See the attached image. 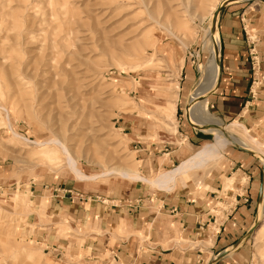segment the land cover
<instances>
[{
  "label": "rangeland",
  "instance_id": "374dc122",
  "mask_svg": "<svg viewBox=\"0 0 264 264\" xmlns=\"http://www.w3.org/2000/svg\"><path fill=\"white\" fill-rule=\"evenodd\" d=\"M263 2L251 0L247 14L259 22L246 18L260 65L251 87V105L256 107L231 119L214 113L208 100L218 92L220 78L209 94L194 101H205L209 117L220 121L223 128L218 129L225 135L255 150L227 144L218 158L167 187L202 190L208 185L215 191L220 186L218 194L226 204L215 202L218 216V210L228 211L235 194L248 195L244 198L250 217L233 227L225 250L208 252L200 264H222L241 249L240 264H264V161L259 156H264V40H259L264 34ZM225 4L0 0V264H124L109 252L90 257L63 221L46 218L45 202L38 207L29 190L33 184L53 181L74 191H117L135 180L117 174L80 180L59 147L48 144L42 155L40 147L26 139L39 143L56 137L64 142L74 168L88 178L118 169L153 180L178 166L216 135L187 123L184 113L205 79L209 55L202 48L204 32L214 24L218 34ZM170 101L175 112L167 108L163 113ZM233 122L238 127H231ZM205 126L217 129L209 122ZM190 132L195 139H189ZM146 159L162 160L166 166L155 170L151 165L145 175ZM50 224L54 235L72 242L71 250L57 253L48 248Z\"/></svg>",
  "mask_w": 264,
  "mask_h": 264
},
{
  "label": "crops",
  "instance_id": "0c3cea01",
  "mask_svg": "<svg viewBox=\"0 0 264 264\" xmlns=\"http://www.w3.org/2000/svg\"><path fill=\"white\" fill-rule=\"evenodd\" d=\"M225 1L231 2L218 18L220 83L208 105L214 113L231 119L255 106L251 105V87L255 69L260 65L253 56L256 44L246 31V18L249 23L258 19L247 17L251 0ZM259 40H264L263 33ZM216 75L217 70L200 97L212 88ZM202 105L208 114L205 101L199 106ZM191 111L190 107L189 119L195 124ZM212 120L221 126L220 121ZM184 132L187 134L186 130ZM188 137L195 139V133L190 132ZM145 161L148 163L145 175L151 171V165L155 170L166 166L162 160L159 163L151 159ZM146 183L135 180L117 191L88 188L75 192L74 188L52 181L33 184L29 191L38 207L45 202L46 218L59 219L75 232V239L82 241V250L90 257L109 252L114 260H122L124 264H200L205 254L210 255L208 252L225 250V243L233 237L230 231L252 212L246 204L248 195L244 198L235 194L234 201H229L228 211L218 210L221 216L214 214L217 200L226 204L218 194L220 186L215 191H209L208 185L202 190L172 186L162 190L148 188ZM48 226L51 227L48 248L57 253L71 250L72 242L57 237L52 231L54 227ZM72 245L76 248L77 242ZM242 250H237L222 264H240Z\"/></svg>",
  "mask_w": 264,
  "mask_h": 264
},
{
  "label": "bare ground",
  "instance_id": "6f19581e",
  "mask_svg": "<svg viewBox=\"0 0 264 264\" xmlns=\"http://www.w3.org/2000/svg\"><path fill=\"white\" fill-rule=\"evenodd\" d=\"M216 6L212 9L211 15L215 11ZM204 33H205V37H204V40L202 42L203 45L202 44L201 45H202V48L209 55V59H208L207 65L204 66L205 67L204 68L205 79H203L204 81L201 82V84L203 83L202 87H199V86H201V85H199L200 84L199 83L198 84L199 86L197 85L199 89H197V90L195 89L196 90V91L194 90L195 93L194 94L192 93L193 95L191 94L192 96L189 98V100H188V102H187V104L185 106L184 117H185V120H186L187 123L192 124L194 126H197L201 131L207 132V133H210V131H211V132L215 133L216 135L212 138V140L210 142L203 143L191 156H189L187 159L182 161L178 166L174 167L173 169H171L169 171H164L163 173H160L153 180L144 178L143 176L142 177L141 176H131L126 171L118 170V169H115V170L114 169H110V170H107V171H104V172L100 173L99 175H97L95 177L88 178V177H85L84 175H82L79 170L74 168V160L72 159L67 146L65 145L64 142L60 141L56 137H54L52 140H49L48 142H39V143L31 142L29 139H26V138L25 139L29 143L36 144L38 147H40L39 149L41 150L42 155L47 153L46 147H47L48 144H52L54 146L59 147L62 150V152L67 157L68 167L73 169V172H74L76 178H78L80 180H94L96 178L104 177V176H107V175H110V174H117V175H119L121 177L129 178L132 181L133 180H139V181L148 182V184L150 183L153 186H155V187H157L159 189H162V190L163 189L167 190L168 189L167 187L169 185H173L175 180H176V178L180 177L182 174H185L186 172H188L190 170L198 169L201 166H203L206 162L218 158L221 155L222 149L227 144L228 145L229 144H235V145L240 146L242 148H246V149H249V150H255L254 148L253 149L249 148L250 145L248 146V144L244 145L241 142L240 138L235 137V136H229V135L227 136V135H225L220 129H218V128H221V127L217 126L213 122V120L209 117V115L206 112L203 111L204 108H205L204 105H202L200 107L198 104L194 103V101L196 99L204 97L205 95L209 94L212 91V89L214 88V86H215V84H216V82H217V80L219 78V75H220L219 47H218V39H217L218 34H217L216 26L214 24H212V26H210L207 29V31H205ZM215 68L217 70V75H216V81H215L214 85L212 86V88L206 94H204L203 96L200 97L202 92L207 88L210 80L215 75V72H216ZM198 72H200V71H198ZM213 72H214V74H213ZM190 107L192 109V111H191L192 112V118L194 119L195 124L192 123L190 121V119H189L188 111H189ZM167 108L170 109V114H172L173 111H174V101L167 102V106H166V108L163 109V113L167 110ZM166 116H168V115H166ZM204 117L209 122V125L212 124L214 126H217V129H215V128H206L205 125L208 124V122L206 120H204ZM231 127H238V125H237L236 122H234V123L231 124ZM252 141L257 143L254 139H252ZM259 156L262 159V161H264V156L262 154L259 155ZM262 202L264 204V196H263ZM258 206H259V204H258Z\"/></svg>",
  "mask_w": 264,
  "mask_h": 264
},
{
  "label": "water",
  "instance_id": "95a60500",
  "mask_svg": "<svg viewBox=\"0 0 264 264\" xmlns=\"http://www.w3.org/2000/svg\"><path fill=\"white\" fill-rule=\"evenodd\" d=\"M226 2V4H225V6L227 5V4H229L231 1H225ZM220 74H221V68H220ZM219 78H220V75H219ZM240 148V147H239ZM258 206V205H257Z\"/></svg>",
  "mask_w": 264,
  "mask_h": 264
}]
</instances>
